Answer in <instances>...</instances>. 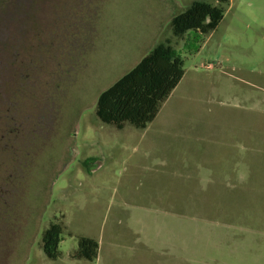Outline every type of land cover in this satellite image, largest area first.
Wrapping results in <instances>:
<instances>
[{
    "label": "rangeland",
    "instance_id": "374dc122",
    "mask_svg": "<svg viewBox=\"0 0 264 264\" xmlns=\"http://www.w3.org/2000/svg\"><path fill=\"white\" fill-rule=\"evenodd\" d=\"M195 1L216 4L60 1L52 29L15 38L10 58L31 64L12 104L38 102L43 124L0 142V264H264V0H231L203 41L175 37ZM166 41L184 76L156 118L102 123L98 96ZM52 223L56 260L41 242ZM81 237L97 259L75 258Z\"/></svg>",
    "mask_w": 264,
    "mask_h": 264
},
{
    "label": "trees",
    "instance_id": "16d2710c",
    "mask_svg": "<svg viewBox=\"0 0 264 264\" xmlns=\"http://www.w3.org/2000/svg\"><path fill=\"white\" fill-rule=\"evenodd\" d=\"M231 0H216V4L195 1L171 21L172 33L182 38L192 33V41H203L223 20ZM188 41V42H192ZM186 44H188L186 42ZM188 46H190L188 44ZM198 47H189L192 52ZM184 76V62L170 41L159 43L129 72L103 91L97 99L96 115L105 124L123 129L129 123L145 129L158 115ZM62 225L52 223L42 235V250L48 259L59 256ZM96 240L81 237L75 258L93 261L98 257Z\"/></svg>",
    "mask_w": 264,
    "mask_h": 264
},
{
    "label": "flooded vegetation",
    "instance_id": "af4514ba",
    "mask_svg": "<svg viewBox=\"0 0 264 264\" xmlns=\"http://www.w3.org/2000/svg\"><path fill=\"white\" fill-rule=\"evenodd\" d=\"M60 1L68 0H0V34L3 35L0 37V127L4 129L0 134V142L29 143L37 139L42 131L41 105L35 102L29 109H20L12 104L11 99L20 93L14 86L16 81L27 75L31 63L28 62L29 66L26 61L14 63L9 55L12 50L20 49L16 47L15 38L25 39L30 33L40 34L55 26L52 20L48 24L44 19L57 16L59 11L65 13L66 8L61 7L63 9L59 10ZM33 59H36V54Z\"/></svg>",
    "mask_w": 264,
    "mask_h": 264
}]
</instances>
